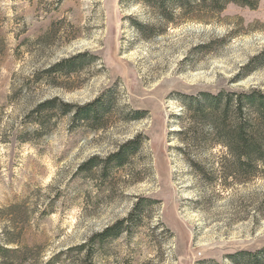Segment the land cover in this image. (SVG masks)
I'll use <instances>...</instances> for the list:
<instances>
[{"label":"rangeland","instance_id":"obj_1","mask_svg":"<svg viewBox=\"0 0 264 264\" xmlns=\"http://www.w3.org/2000/svg\"><path fill=\"white\" fill-rule=\"evenodd\" d=\"M132 19L159 22L140 0H0V245L26 253L7 263L59 254L52 264H84L93 245L92 264H232L264 248V176L224 177L221 145L179 134L193 124L183 116L188 96L264 90V67L234 81L264 51V0L229 4L208 23L160 24L150 39ZM84 52L75 74L39 73ZM108 90L114 106L100 129L57 115L33 134L39 101L84 105ZM135 111L144 117L132 120ZM135 138L123 167L77 174ZM119 221L116 238L91 244Z\"/></svg>","mask_w":264,"mask_h":264},{"label":"trees","instance_id":"obj_2","mask_svg":"<svg viewBox=\"0 0 264 264\" xmlns=\"http://www.w3.org/2000/svg\"><path fill=\"white\" fill-rule=\"evenodd\" d=\"M148 7L158 23L139 22L131 20V24L144 39L160 35L164 25H177L185 21L208 23L217 17L229 4L255 9L260 0H140ZM88 53H78L67 59L60 60L42 70L40 75L45 80L57 76L68 77L83 69ZM264 67V51L254 56L241 68L242 74L234 81L239 82L252 72ZM40 76L35 79L38 80ZM183 116L193 121L189 127L179 131V134L190 136L188 142L199 141L205 144L217 143L224 148V155L219 160L224 177H231L246 182L257 176H264V90L251 88L248 90L232 91L221 89L217 93L200 92L188 96L183 103ZM114 106L113 94L108 90L84 105H74L58 97L39 101L30 111L29 117L37 126L34 135L46 132L50 119L53 116L71 115L72 122L79 126H86L97 130L105 125ZM132 120L144 117L143 111L131 112ZM22 142H30L27 137H20ZM139 139L135 138L121 145L115 152L105 158L91 156L77 168V174H91L94 171L106 173L110 169L123 167L129 162L139 146ZM188 155L187 152H184ZM138 210V209H137ZM125 221L107 227L98 236L91 238V244L97 240L116 238L122 230ZM9 241L0 245V259L2 264L8 260L22 261L26 253L18 248H10ZM89 246V245H88ZM88 246L75 247L81 251ZM93 245L85 250L84 264H92ZM55 259L47 262L52 264L60 260L57 254ZM232 264H264V248L250 252L242 251L230 257Z\"/></svg>","mask_w":264,"mask_h":264}]
</instances>
